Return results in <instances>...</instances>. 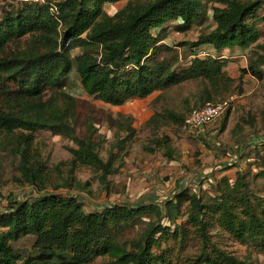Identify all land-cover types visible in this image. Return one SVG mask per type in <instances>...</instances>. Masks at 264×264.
<instances>
[{"label":"trees","instance_id":"1","mask_svg":"<svg viewBox=\"0 0 264 264\" xmlns=\"http://www.w3.org/2000/svg\"><path fill=\"white\" fill-rule=\"evenodd\" d=\"M123 1L113 15L105 12L106 5ZM211 1L219 5L211 7L214 28L177 45L189 49L192 58L176 68L178 53L164 40L171 31L185 34L202 25ZM263 7L264 0H12L2 6L0 151L15 163L12 182L37 195L13 199L0 210V264H92L97 259L104 264H259L252 256L264 255V194L249 182L264 180V157L254 177L238 170L233 183L222 177L211 193L184 188L163 203H115L86 212L75 196L58 190H86L89 183L77 182L75 173L87 168L108 193L109 177L122 167L125 145L135 133L129 122L124 129L118 123L126 136L117 137L106 160L100 159L92 130L84 137L76 133L79 104L64 90L73 70L88 97L111 106L158 93L154 103L160 110L150 124L180 127L191 110L221 101L237 87L223 70L226 59L197 57L198 48L250 50L240 78L249 74L262 80L258 25H264ZM190 83L193 87L185 89ZM38 132L72 141L71 159L48 168L37 147ZM150 145L145 147L149 153L160 150L172 158L167 136ZM56 177L62 178L59 183ZM213 230L222 246L210 235ZM25 239L28 245L22 244ZM227 241L245 247L247 255L236 257L226 249ZM191 248H196L193 255L186 253Z\"/></svg>","mask_w":264,"mask_h":264},{"label":"rangeland","instance_id":"2","mask_svg":"<svg viewBox=\"0 0 264 264\" xmlns=\"http://www.w3.org/2000/svg\"><path fill=\"white\" fill-rule=\"evenodd\" d=\"M11 1L0 0V14L1 7L11 3ZM124 4L123 1L114 5H106L104 10L107 14L113 15ZM214 5L219 6L212 1L208 3L206 21L202 25L192 28L190 32L181 34L170 30L171 32L163 43L168 47H173L178 53L179 64L176 65V68L185 67L190 59L189 49L177 45L183 42H194L199 35L211 31V7ZM263 12L264 9H261L259 14ZM258 28L260 31L258 44L264 45V25L259 24ZM78 53L79 51L76 50L74 55ZM232 53L233 51L222 54L227 58L228 63H232L224 72L230 78L235 77L233 78L235 80L234 85L237 86L230 95L235 96V99L230 109L229 119L223 132L219 130L223 117L212 123L213 125L209 124L210 127L209 125L206 127V134H212L214 141L207 146V149L211 150L210 155L205 154L199 158L197 156L201 153H197L198 145L196 143L190 141L187 145H182L180 141L182 134L179 127L168 125L155 129L150 124L149 119L154 111L160 110V105L154 103L158 93L144 99L131 100L119 107L111 106L88 97L83 92L73 70L65 80L64 90L75 97L79 104L76 133L78 136L84 137L92 130L93 139L100 142L98 150L100 159L106 160L110 145L117 137L124 138L126 136L125 131H118V123L124 129L123 127L129 122L131 127L135 129V133L125 145L123 153L126 154L123 156L122 167L116 175L109 177L108 193L104 192L98 183V175H93L87 168H81L75 173L77 182L89 183L86 190L69 191L61 189L58 190V193L75 196L83 203L86 212H93L111 204L131 205L149 198H155L153 201L163 203L164 200L179 190V186L184 184V187L188 186V188H194L196 191L201 189L202 192L211 193L213 183L222 177H227L233 183L235 173L226 172L223 174L228 169H225L226 167L236 168L237 171L240 170L243 173L248 172L251 177H254L262 169L260 163L264 157V146H261L264 143V76L262 80H257L249 74L240 78V67L247 66L250 50L240 52L244 58L242 64L238 60L231 59L233 55H239ZM262 70L264 71V67ZM193 85L194 83L187 84L185 89H191ZM162 136H167L170 140L172 158L162 156L160 150H154L152 153L145 150V147L151 146L150 142L154 138ZM35 138L42 159L48 168H53L59 163L71 159L69 149L74 147L72 141L59 136H52L49 132H38ZM186 139L191 138L186 136ZM245 139H249V142L248 146L243 148ZM226 153H234L229 154V157L232 158L228 163L224 159ZM219 158L221 162L217 163ZM0 163V210H3L7 203L13 199H26L37 195V192L31 187H21L12 182L11 177L15 173V163L4 151H0ZM219 166L220 168H218ZM62 175L65 173L62 172ZM56 178L57 183L62 179ZM249 185L253 191L264 194L263 179L252 178ZM47 191L51 192L52 188L48 187ZM216 234V230L210 232L212 238L216 237L222 246L223 243L220 242L218 234ZM29 242L28 239H25L22 244L28 245ZM226 249L238 258H244L247 255L245 247L236 243L227 241ZM186 253L193 255L196 253V248L188 249ZM255 259L259 264H264V255L252 256V262ZM105 261L97 259L92 264H104Z\"/></svg>","mask_w":264,"mask_h":264},{"label":"built area","instance_id":"3","mask_svg":"<svg viewBox=\"0 0 264 264\" xmlns=\"http://www.w3.org/2000/svg\"><path fill=\"white\" fill-rule=\"evenodd\" d=\"M51 12H55L56 8L52 6ZM200 56H205L203 53H199ZM235 96H228L227 98L217 101L208 102L204 106L191 110L184 118L182 124L179 127L181 136H190L197 138L209 124L221 119L227 109L234 102Z\"/></svg>","mask_w":264,"mask_h":264},{"label":"crops","instance_id":"4","mask_svg":"<svg viewBox=\"0 0 264 264\" xmlns=\"http://www.w3.org/2000/svg\"><path fill=\"white\" fill-rule=\"evenodd\" d=\"M114 5V4H113ZM115 13V12H114ZM113 13V14H114ZM109 15V14H108ZM212 27H211V29H213L214 28V25L212 24L211 25ZM231 51H233V53L232 54H239V55H237V56H235V55H233V56H235V57H231V59L233 58L234 60H238L239 62H241V64H242V62H243V56H242V54L240 53V52H242L241 50H237V49H235V50H231ZM227 52H230V51H228V50H224V51H222V52H220V53H217L211 46H209V45H205V46H202V47H200V48H198V50H197V57H200V58H204V57H206V56H211V57H218V58H223V59H227L226 57H224L222 54H225V53H227ZM199 53H203V54H205V56H200L199 55ZM190 57V59L192 58V56H189ZM189 59V60H190ZM188 60V61H189ZM230 64H232V63H228L227 64V66L223 69V70H226L227 69V67H228V65H230ZM236 66H237V64L236 63H234ZM241 69H243V68H245V66H241L240 67ZM227 75V74H226ZM228 77H229V75H227ZM230 78V77H229ZM233 78H235V77H233ZM233 78H231V79H233ZM152 117V116H151ZM211 125H209V127H210ZM206 127L207 126H205V128L203 129V131H202V133L197 137V138H193V137H190L191 139H186V137L185 136H182L181 137V143H182V145H187L190 141H193L194 143H196L198 146H197V153L199 152V153H201V154H197L198 156H197V158H199V157H202V156H204L205 154H208V155H210V149H207V146H209L210 145V142H213L214 141V137L212 136V134H206V131H207V129H206ZM197 139H199L200 141H198ZM247 140V142H245ZM245 141H244V144H243V148H245V147H247L248 145V142H249V139H245ZM197 142H199V143H197ZM236 153V152H235ZM229 154H234V153H226L225 154V158L224 159H226L227 161V163H228V161L232 158H230L229 157ZM218 155V154H217ZM229 158V159H228ZM218 159V158H217ZM221 162V159L219 158V160H217V163H220ZM224 166L226 165V164H223ZM218 168H220V166L218 167ZM237 170H236V168H229V169H227V170H225L224 172H223V174H225L226 172H233V173H235ZM214 184V183H213ZM185 186V184L183 185V186H179V190L180 189H184V188H188V186L187 187H184ZM191 188V187H190ZM198 189H199V187H198ZM191 190H195L194 188L193 189H191ZM152 200H155V198L154 199H146L145 201H152ZM140 202H143V201H140Z\"/></svg>","mask_w":264,"mask_h":264}]
</instances>
